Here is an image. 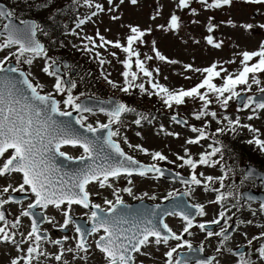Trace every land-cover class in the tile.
<instances>
[{"label": "snow or ice", "instance_id": "obj_1", "mask_svg": "<svg viewBox=\"0 0 264 264\" xmlns=\"http://www.w3.org/2000/svg\"><path fill=\"white\" fill-rule=\"evenodd\" d=\"M128 2L136 5L138 0H128ZM197 2L205 10L232 7L234 4L258 6L250 15L252 22H235L229 19L220 23L234 29L238 28L248 37L255 36L257 32L264 33V22H261L264 20V0H197ZM48 3L49 0H41L42 6ZM84 3L92 6L91 0H84ZM106 3L107 9L104 5L96 3L87 20H92L93 17L105 11L112 13L110 16L112 21L120 20L119 6L124 4L125 0H106ZM191 3L192 0H177V8L190 9L191 13L196 15V9L190 8ZM257 16L261 19L257 20ZM150 18L154 20L156 16L153 15ZM17 20L18 24L15 22ZM87 20L77 18L76 28H80ZM212 20L214 17H209L206 28L210 34L205 37V41L212 48L221 49L224 41L217 39L214 35L219 24H213ZM192 23H198V21H192ZM126 27L128 34L123 43L119 40H107L97 30L96 37L99 43L93 37L86 36L84 39L88 43L83 45V50L92 52L93 48L110 46L125 53V59L120 61L123 66L121 72L123 86L108 79L107 75L104 76L109 85L119 88V91L125 94H130L131 89L138 88L140 93L147 94L149 97H159L163 106L168 109L185 105L188 99L199 101L200 107L193 113L194 119L201 121L203 118L211 117L220 127L214 133H208L206 131L209 127L208 123H204L202 127L190 126V131L196 136L186 139L185 144L198 145L203 140L211 139L212 143L208 145L210 151L205 150L200 153L198 159L193 158L188 148H183V155L175 154L176 161H180L178 167L187 166L190 172L188 178L180 180V183L185 186V191L179 194L178 190L170 191L163 198L176 201L172 209H161L159 204L151 209L131 208L125 203L121 192L140 201H143L145 197L150 200H156L157 197L147 192L135 196L132 187L117 189L113 182L125 178L128 184L132 185L131 177L134 175L141 177L148 176L149 173L163 175L162 169L157 164H141L121 147L119 139L121 132L119 127L114 126L121 125L124 114L136 110L121 101L110 99L102 102L107 103L109 107L99 109L107 117V121L87 123V116L84 114L95 115L96 113L80 102L84 93L73 95V90L77 87L76 83L66 84L60 74L59 61L49 57L45 45L37 39L38 33L47 35L46 30L40 23L20 18L15 9L0 4V38H2L0 52L8 50L3 58H0V178L7 180L9 177H19L15 187L12 184H6L0 191L4 194H9L10 191L28 192L33 197L12 221L6 217L5 205L23 204V202L14 200L10 195L6 199H0V243L12 245L17 253L15 256H9L7 264H40L41 257L54 259L57 264H70V261L65 258L69 254L73 260L87 264L94 250L101 254L100 264H143L139 257L148 256L150 253L142 249H148L153 245L156 246V250H159L161 245L166 249L162 253L164 264H190V258H180L181 249L186 248L189 252L194 250L193 244L185 239V235L193 236L194 227L205 232L208 225H221L222 221L223 225L219 231H206L205 239L220 238L216 252L223 259L212 256L206 260L196 261V264H253L252 260L246 258L243 253L235 259L236 254L231 249L225 248V242L230 240L229 229L233 227L229 221H232L235 215V213L232 215L229 213L232 208L239 211L240 205L239 201H236L229 207L227 202L230 197H233V192L222 190L226 187L224 181L232 170L230 168L225 170L221 164L227 146L217 137L229 133L235 135L239 129H247L252 133V138L245 143L254 145L262 154H264V139L260 138L259 129L249 124H242L239 117L235 119L228 115L218 117V113L210 108L215 103L227 110L231 101L240 99L242 101L240 110L250 109L253 113L248 116L249 120L253 119L258 111H264V99L258 100L254 96L246 95L252 91L253 85L258 88L259 93L264 94V81L260 79V74H264V39L259 41L258 47L253 51L244 50L235 53L240 57L236 72H229L222 64L216 62L203 69L185 65V71L199 73L203 78L187 89H169L154 79L153 73L155 71L159 75V69L150 70L145 61L157 59L169 64H176L177 61L169 60L162 55L156 48L155 40L152 41L151 47L154 55H147L141 59L138 47L148 44L145 37L151 35L153 29L149 27L142 30L138 25L131 24ZM180 27V17L176 14H172L166 24L158 25V29L165 32H177ZM73 34L78 35L75 32ZM236 47L238 48L239 45ZM100 55L99 52L94 53L96 58ZM111 55L116 57L117 53L112 52ZM38 58L45 60L41 71L54 78L53 91L44 92L41 84L34 83L30 79L32 73L20 67L23 64L31 66ZM13 59L14 64L9 63ZM99 63L103 66L107 61L100 59ZM225 63L236 64L237 61L230 59ZM141 74L147 78V83L152 89L150 92L146 89L145 83H136ZM185 79H191V77L186 76ZM216 80L221 83L214 82ZM57 96L61 98L57 99ZM73 113L78 115L74 116ZM147 119V116L140 115V118L133 122L140 126L142 120ZM170 119L177 124L188 126L186 120L181 121L176 115H172ZM74 125H78L83 131H77ZM160 128L163 132V125ZM98 133L105 134L97 135ZM166 134L176 138L180 136L179 133L174 132ZM122 139L125 144L128 143L126 137ZM65 147L77 148L81 150V154L74 158L62 150ZM129 147H135L145 155H150L153 161L176 163V161H169L161 151L149 152L140 145L129 144ZM58 157L66 161L75 160L83 166L72 172L63 171L57 165ZM217 165H220L223 173L219 177L197 172L200 166L213 168ZM253 175L254 170L250 169L245 178ZM260 178L264 180V176ZM214 183H218L219 187H210ZM90 185H95L99 189H112L111 194L114 199L105 198L103 201L107 207L93 202ZM194 186L202 187L205 192L216 193L215 197L208 202L219 206L215 218L195 223L197 216L205 217L208 212L204 204L184 203L182 198L194 193ZM96 194L99 195V193ZM74 206L88 210L83 213L87 217L85 224L76 222L72 214ZM49 208L55 209L62 220H56L55 216H46L43 217L44 221L59 231L68 230L72 225L75 235L71 237L64 235L60 239H52L46 235L48 229L42 232L40 222L34 218V210L47 211ZM259 210L264 213V202L260 203ZM166 217H178L182 221L179 233L169 226ZM21 218H30V228L26 234L19 232ZM251 223V220L240 221L237 228ZM17 234L20 239H17ZM243 235L247 239V233ZM89 238H93L92 242H89ZM69 240L73 241L74 246L65 248L64 245ZM253 240H264V232L248 240L249 246L252 245ZM172 241L176 243L173 245L170 243ZM42 242L53 245L57 251L49 253L41 247ZM25 245L27 247H24ZM199 251H204L203 243ZM256 251L259 259L264 261V244H261Z\"/></svg>", "mask_w": 264, "mask_h": 264}, {"label": "rangeland", "instance_id": "obj_2", "mask_svg": "<svg viewBox=\"0 0 264 264\" xmlns=\"http://www.w3.org/2000/svg\"><path fill=\"white\" fill-rule=\"evenodd\" d=\"M13 1V0H12ZM6 2H10V0H6ZM72 3V4H70ZM92 6H88L84 3V0H56L54 4V8L51 7L46 11H43L40 14V19L45 21L47 19L53 9L67 7V13L64 19L66 24V28H60L58 31L59 42L67 45L68 52L60 53L57 50V43H50V49L53 54L61 55L68 58L79 57L84 55L88 58L87 64L92 67L94 65L93 74L90 75V79L93 77L100 78L105 75L108 76V79L114 81L117 85L121 86L123 84V77L121 76V72L123 71V66L120 63L121 60L125 59V53L119 51L117 49L111 48L110 46H106V48H93L92 52H87L83 50V45L87 44L88 41L84 39L86 36L93 37L97 43H99L98 38L96 37L97 30L101 35H103L107 40L116 41L119 40L122 43L124 42L125 36L128 34L127 25H138L142 30L151 27L153 29L152 34L145 37L148 41L147 45H140L138 50L141 52V59H144L147 55H154L151 50L152 41L155 40L156 48L160 51L162 55L167 57L169 60L177 61L176 64H169L167 62L159 61L154 59L152 61H145L146 65L150 70L159 69V75H157L154 71L153 76L159 84L168 87L169 89H179V88H190L195 84L199 83V81L203 78L201 74L195 72H188L184 70L185 65H191L193 68L203 69L210 66L212 63L216 62L222 64L225 68L229 70V72H236L239 68V60L240 57L236 56L235 53L242 52L244 50L253 51L258 47V43L261 39H264V33H259L253 37H248L246 33L242 30L236 28H232L227 24L220 23L221 21H227L229 19L235 22H252L250 21V15L255 11V8L258 6H245L241 4H234L232 7H222L220 9L215 10H205L197 0H192L190 8L196 9V15H193L190 9L180 10L177 8V0H138L136 5H131L128 0H125L124 4L119 6L118 14L121 19L118 21H112L110 16L112 13L105 11L104 13H100L98 16L93 17L92 20H87V17L91 15V12L94 10V6L96 3H100L104 5L107 9L108 5L106 0H91ZM65 4V5H63ZM63 5V6H61ZM69 5V6H68ZM172 14H176L180 17L181 27L177 32H165L160 31L158 29V25H164L167 23L169 17ZM75 15H79V18L82 17L87 20V22L82 25L80 28H76V26L72 29L73 20H75ZM155 15L156 19H151L150 17ZM209 17H214V20L211 22L213 24H219V27L215 31L214 35L217 39L223 40L224 45L221 49H214L211 46L206 44L205 37L210 33L207 32V24L209 23ZM257 20L261 18L257 16ZM192 21H198V23H192ZM264 22V20H261ZM78 33L73 34V33ZM38 36L41 35L38 33ZM199 41V43H197ZM236 45H239L237 48ZM91 47V45H89ZM8 50L0 52V57H3ZM95 52H99L100 57L96 58L94 56ZM112 52H116V57L111 55ZM103 59L107 61L103 66L100 65L99 60ZM234 59L237 61L236 64H227L226 61ZM14 61V59L12 60ZM45 60L42 58H38L34 60L33 65L29 66L23 64L26 68V72H31L32 76L30 79L33 80L34 83H39L43 86V90L45 92L53 91L52 85L54 83V78L49 77L41 71L42 66L44 65ZM135 71V68H133ZM25 71V70H24ZM186 76H190L191 79H185ZM260 79L264 81V74H260ZM103 81V80H102ZM219 84V80H216ZM214 81V82H216ZM108 87L112 90L115 95H121L119 93V88H113L111 85L103 81ZM145 83L146 89L150 92L151 86L147 83V78L143 77L142 74L138 79V83ZM90 81L86 83L89 85ZM80 89L76 91L73 95H79L80 92H84L85 89ZM258 88L253 85L251 93H256ZM113 95V97H115ZM112 96V95H111ZM146 99H150V102L147 104L144 101V106L141 108H146L148 110L147 120H142L141 125L137 126L133 121L140 118L138 113L132 112V115H127L126 118H123V122L119 126L121 132L120 143L121 147L132 155L137 157L140 161L151 163L152 159L150 155H145L140 152L135 147H129V144L135 146L140 145L143 148L147 149L149 152L161 151L167 157L169 161H176V155L179 153L183 155V148H188L193 158H196L199 153L205 150L204 146L201 145H187L185 144V140L189 138H194L195 134L187 129V127H181L176 125L170 119L171 116H168V111L175 112L179 114L181 118L190 121L194 124L196 121L194 119L193 113L199 109V105L192 102L189 103L186 101L185 105L180 107H173L171 110L164 107L162 101L157 96L149 97L145 94ZM82 97V96H81ZM107 97V96H104ZM61 97L57 96V99ZM157 109L154 113H152V108H155V104ZM218 113V117H222L224 115H228L230 118L235 119L239 117L241 122H245L248 119V112L241 111L237 109L233 101L230 102L227 110L223 108L216 107L210 108ZM87 116V123L95 124L96 121L106 122L107 117L102 114H84ZM145 116V115H143ZM208 121L216 124V121L212 120L211 117H206ZM249 125L260 130V138L264 139V111H260L256 113V116L249 120ZM226 123V122H225ZM163 125L164 131H161L160 126ZM167 132L179 133V138L175 136H169ZM245 135L251 136L252 133L248 132V130L243 131ZM140 133V135H137ZM123 137H126L128 143L125 144L123 142ZM236 138V137H235ZM183 146V147H182ZM237 147H240V144H237ZM69 154L73 156H79L81 154V150L77 148H69L66 150ZM227 152L224 154V158L227 159L229 164V168L232 170L229 172L228 178L224 181L225 188L222 189L226 192V190L230 189V183L234 180L236 173L239 171L241 166L243 165L241 161H234L235 157L238 158L240 152H235L233 156L227 158ZM129 155V154H128ZM259 161H261L262 165H264V158L259 155ZM180 161H176L178 164ZM251 162L260 168L257 162L251 160ZM172 163H167L166 165H171ZM189 174V169L184 167ZM243 168V167H242ZM201 172L205 175L218 176L220 175V171L217 168H205ZM133 183L129 185L127 179L121 178L117 181H114V187L117 189H123L124 187H132L133 193L135 196H140L143 193L147 192L149 195H155L157 197L156 202H152L147 197L144 198L145 201L152 203L161 202L162 198L167 195L168 192L172 190H176L177 188H182L185 191V186H181L177 183H167L164 180L154 181L149 179H143L139 177L131 178ZM8 180H3L1 184L8 183ZM216 184V183H215ZM89 190L93 193L92 198L96 200V203L101 204L103 207H107L103 203L104 199H114L112 196V189H99L95 185H90ZM96 193H99L97 195ZM209 192H205L202 187H196L195 191L190 196H188V200L191 204L200 203L206 205V210L208 215L205 217H201V221H208L213 219L218 210L219 206L208 203L212 200V196ZM121 196L124 201L127 203L140 201L134 199L132 196H128L127 193L121 192ZM235 198V197H233ZM228 203V202H227ZM235 214L237 215V222L240 221H248L251 220V224H243L240 227V230L232 237V240L225 244L226 249H236L238 247H242L248 245V240H252L256 235L258 236L260 233L264 232V214L260 215V210L256 205L247 204L245 206H240V210H235ZM256 214L253 215L252 213ZM83 211L78 207H74L73 215H83ZM46 216H55L56 220L61 221L60 215L53 210L49 209L46 213ZM258 216L261 218L258 219ZM169 226L176 231L180 232L182 227V221L177 217L168 218ZM257 223V224H255ZM28 229L26 223H24ZM49 229L56 230L52 228L50 225ZM70 232L67 236L71 237L75 235L73 226H69ZM192 232L193 236L185 235V239L191 241L194 246L200 248L201 243L204 244L205 255H215L218 256L221 260L223 257H219V254L216 252V247L219 245V238L213 237L211 240L205 239V233L201 232L198 228H193ZM247 233V239H245L243 233ZM64 235H62L63 237ZM59 239V237H57ZM91 238V241L92 242ZM176 242H171V244H175ZM264 244V240H254L252 243V262L253 264H264V261L259 259L257 249L258 247ZM74 246L72 240H69L64 247ZM44 250L49 253H55L57 251L56 247L47 245V248L44 247ZM166 249L161 245L159 250H156V246H152L148 249H142V251H146L150 253L148 256L139 257L140 260L143 261V264H164V257L162 253ZM184 251V250H182ZM44 258V257H43ZM70 261V264H83V262H78L73 260L71 254L65 257ZM101 254L97 251H93V254L89 257L87 264H100ZM40 262V264H57L54 259H46ZM1 262V261H0Z\"/></svg>", "mask_w": 264, "mask_h": 264}, {"label": "flooded vegetation", "instance_id": "obj_3", "mask_svg": "<svg viewBox=\"0 0 264 264\" xmlns=\"http://www.w3.org/2000/svg\"><path fill=\"white\" fill-rule=\"evenodd\" d=\"M4 0H0V4H3ZM7 7H9V4L7 2ZM222 139H226V135H222L221 137ZM254 146V145H253ZM227 148H230V146H227ZM234 150L237 152H240V155L237 157H235V159H233L234 161H241L242 163L246 164L247 160H253L255 162H257V164L260 166L257 167V169H259L260 171L264 172V165H262L261 161H259V155L257 154L258 149L254 146V147H246V146H240V147H235ZM247 151L249 152V154L247 153ZM248 154V155H247ZM5 179L0 178V182H2ZM9 182L5 183V184H0V189H2L6 184H12L13 187L16 186V184L19 181V177H9L7 179ZM234 185L233 187L228 190L233 192V196L237 197L239 195V193L242 190L245 189H253L254 191H263L260 187L261 183H257L255 179H246L244 176V172H243V168L241 166V168L239 169V171L236 173V176L234 178ZM11 196L14 200L19 201V199L23 196H26L27 198L25 200H20L23 202V204H8L5 205V209H6V217L9 221H12L16 218V216L19 215V212L21 211L22 207L25 206L28 202H30L31 199H33V197H31V194H29L28 192H24V193H15V192H11L9 194H4L2 191H0V199H6L8 198V196ZM46 212V211H45ZM22 223L19 225V232H24L25 234L27 233V227L24 225V221L27 222L26 218H21ZM46 223V222H45ZM223 225V224H222ZM237 227V223L235 224ZM29 225H28V230H29ZM48 228V227H47ZM48 235L52 238V239H56V237L54 236H62V235H67L69 233V229L65 230V231H59V230H52L49 229ZM235 235V234H233ZM54 237V238H53ZM17 239H20L19 235L17 234ZM45 244H49V243H45ZM24 247H27V245H25ZM247 249V252H249V249ZM17 255L16 251L14 250L13 246L10 244H3L0 243V264H7V261L9 259V256H15Z\"/></svg>", "mask_w": 264, "mask_h": 264}, {"label": "trees", "instance_id": "obj_4", "mask_svg": "<svg viewBox=\"0 0 264 264\" xmlns=\"http://www.w3.org/2000/svg\"><path fill=\"white\" fill-rule=\"evenodd\" d=\"M66 12L67 9L63 10V12ZM64 12V13H65ZM33 11L30 9H25L23 11H19L18 12V16L19 17H27V16H32ZM57 14V12H54L53 16L55 17V15ZM51 24H53L52 21H50L47 25L50 27ZM47 33H53L56 34L54 31H47ZM70 62L73 66L76 67L77 69V77L72 79V82H75L77 87L74 90H82V86L83 84H85L87 81H90V90H87V95L89 96H95V97H104V96H113L115 95L112 90L108 87V85H106L103 81H105L107 83V81L104 79V77H101V75L99 74L100 78L98 77H93V78H89L90 75L93 74L92 69L94 70V65L89 66L87 64V60L88 58L85 57L84 55H81L79 57H73V58H69ZM103 80V81H102ZM123 86V84L121 85V87ZM73 90V91H74ZM90 91V92H89ZM75 92V91H74ZM86 92V91H84ZM84 92H80V93H84ZM119 93L121 95H115V97L125 103L126 105L134 108L136 111H141L144 110L146 108H141L144 106V101L148 104L150 102V99H146L145 94L140 93L138 88H133L130 90V94H125L121 91H119ZM155 104V108H152V113H154L157 109L156 103Z\"/></svg>", "mask_w": 264, "mask_h": 264}, {"label": "water", "instance_id": "obj_5", "mask_svg": "<svg viewBox=\"0 0 264 264\" xmlns=\"http://www.w3.org/2000/svg\"><path fill=\"white\" fill-rule=\"evenodd\" d=\"M63 63H64V67L68 66V62L67 61H64ZM64 81L66 82V84H69L67 79H65ZM254 97H256V99H258V100L259 99H264V94H257ZM110 99L111 100H115L114 98H108L105 101H103V100H95V99H92V98H84V99H81L80 102H83L88 107L92 108L93 111H99V109L101 107H105V108L109 107V105L107 103H102V102H107ZM237 100H238L237 103H239V105H241L242 101L240 99H237ZM73 115L75 116V115H77V113H73ZM58 119H63V118H58ZM74 127L76 128L77 131H80V132L83 131L82 129L79 128L78 125H74ZM102 134H105V133H98L97 135H102ZM57 165L59 167H61L63 169V171H66V172H72V171H74V170H76V169H78V168L83 166L82 164H80L77 161H66L62 157H60V158L58 157L57 158ZM250 169H252V168H250V167L246 168V174L248 173V171ZM162 172H163V175H162L163 177H170V178L172 177V178H175V179H178V180L183 179V177L181 178V177H178V176L176 178V176L173 173H171V172H169L167 170H162ZM241 197H242V199L248 200V201H257V202H260V203L264 202V200H262V196L260 194H255L252 191H243L242 194H241ZM249 198H251V199H249ZM182 199H183L184 203H186V200L184 199V197ZM175 203H176V201L170 200V201H167V202L163 203L162 205H160V207H161V209H165V208L172 209L173 205ZM130 207L133 208V209H137V208H148V209H151V208H154L153 205H150L148 203L144 204V202H141V204L137 203V204L132 205V206L130 205ZM34 212L36 213V210H34ZM41 217L42 216H41L40 213L39 214L36 213L35 216H34L35 219H39L38 221L40 223L42 222ZM188 256H191L190 257V262L194 261V260H196V261L203 260V256L197 251L195 253L189 252L187 254H181L180 258H185V257L188 258ZM206 259H208V258H204V260H206Z\"/></svg>", "mask_w": 264, "mask_h": 264}]
</instances>
